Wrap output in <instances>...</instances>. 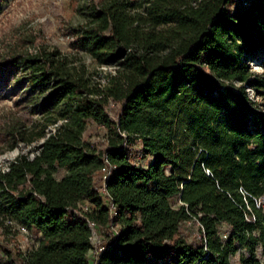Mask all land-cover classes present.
<instances>
[{
  "label": "trees",
  "instance_id": "trees-1",
  "mask_svg": "<svg viewBox=\"0 0 264 264\" xmlns=\"http://www.w3.org/2000/svg\"><path fill=\"white\" fill-rule=\"evenodd\" d=\"M81 11L75 45L115 67L107 84L56 47L0 64V91L23 73L17 104L36 116L7 126L0 154L42 140L0 167V264H92L88 219L107 236L98 264H264V109L247 92L264 99V0Z\"/></svg>",
  "mask_w": 264,
  "mask_h": 264
},
{
  "label": "rangeland",
  "instance_id": "rangeland-1",
  "mask_svg": "<svg viewBox=\"0 0 264 264\" xmlns=\"http://www.w3.org/2000/svg\"><path fill=\"white\" fill-rule=\"evenodd\" d=\"M90 0H5L0 11V64H2L13 51L36 50L39 46L59 48L62 52L81 57L91 71L99 72L102 84L108 83L110 72L115 73L114 66H98L96 61L79 51L75 45L74 28L86 21L81 8ZM33 40V43L31 42ZM252 70L263 72L259 63L251 64ZM19 73L9 86L0 91V152L8 146L5 139L7 126L20 118L29 124L36 116L29 113L24 104H17L20 95L17 93L16 81L23 77ZM7 84V83H6ZM251 98L257 101L264 109V99L257 96L254 90L247 89ZM111 114L114 115L117 105L110 103ZM106 130L102 126L90 123L87 136L94 143H103L106 140ZM42 140L32 144L21 143L15 149L0 154V167L20 153H29ZM102 182L98 184L101 186ZM118 227V226H117ZM193 229L192 227L190 230ZM114 229H112L113 231ZM194 230V229H193ZM21 231L17 243L23 251L36 247L40 242V235L29 230ZM97 243L107 236L104 229L98 230ZM189 232V231H188ZM193 233V232H192Z\"/></svg>",
  "mask_w": 264,
  "mask_h": 264
},
{
  "label": "built area",
  "instance_id": "built-area-1",
  "mask_svg": "<svg viewBox=\"0 0 264 264\" xmlns=\"http://www.w3.org/2000/svg\"><path fill=\"white\" fill-rule=\"evenodd\" d=\"M110 176V168H106L104 169V174L102 175V180L103 182H105ZM114 208L111 210V213H114ZM248 220H250L247 217ZM90 228H91V236H90V240H91V244H92V249L90 250V257H91V262L92 264H98V256L101 252H103L105 250V246L104 243L101 240L99 241V243H97V234L99 233V235L101 236L99 230V226L97 225V223L91 219H88ZM23 231H27V229L23 226H21L20 228ZM111 229H114V232H117V226H112ZM226 236V235H225ZM102 237V236H101Z\"/></svg>",
  "mask_w": 264,
  "mask_h": 264
}]
</instances>
